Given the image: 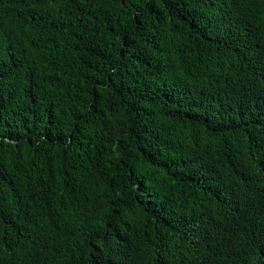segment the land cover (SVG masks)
<instances>
[{"label":"trees","instance_id":"16d2710c","mask_svg":"<svg viewBox=\"0 0 264 264\" xmlns=\"http://www.w3.org/2000/svg\"><path fill=\"white\" fill-rule=\"evenodd\" d=\"M0 264H264V0H0Z\"/></svg>","mask_w":264,"mask_h":264}]
</instances>
